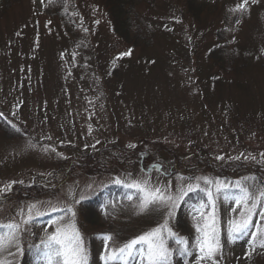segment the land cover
I'll return each mask as SVG.
<instances>
[{"label":"rangeland","instance_id":"374dc122","mask_svg":"<svg viewBox=\"0 0 264 264\" xmlns=\"http://www.w3.org/2000/svg\"><path fill=\"white\" fill-rule=\"evenodd\" d=\"M136 2L152 30L147 47L117 36L99 0H16L0 16V122L11 126L5 132L0 125V224L19 225L0 264H43L36 246L58 218H72L69 208L88 264H104L105 235L111 252L165 223L175 234L164 233L171 264H196L194 225L199 211H212L206 190L215 195L221 232L217 264H264V247L250 243L255 225H264V203L248 234L227 237L229 221L239 217L231 199L237 182L264 190V0H248L244 10H236L244 0H197V18L187 0ZM221 36L222 65L211 57ZM142 141L167 169L172 154L182 166L161 174L138 159L141 168L133 150ZM203 177L226 185L229 200L215 183L196 179ZM144 180L169 195L199 188L174 209L141 212L144 194L125 185ZM34 185L42 194L30 197L26 187ZM82 203L98 206V224L84 220ZM178 238L190 255H181ZM127 264H141L139 256Z\"/></svg>","mask_w":264,"mask_h":264},{"label":"snow or ice","instance_id":"6c2138e0","mask_svg":"<svg viewBox=\"0 0 264 264\" xmlns=\"http://www.w3.org/2000/svg\"><path fill=\"white\" fill-rule=\"evenodd\" d=\"M248 0H244V3L237 6L236 10H244ZM127 55V53L122 54ZM31 147H35L31 145ZM129 147H132L129 145ZM222 159V157H221ZM254 159V157H253ZM203 180L205 184L215 183V193L223 194L225 201L229 200L227 186L219 181L213 182L208 178H196ZM115 183L120 184L121 181L117 179ZM126 187L136 188L142 192L143 199L139 205L141 212L147 210L150 206L159 205L165 208L174 209L177 203L188 195L189 192L197 190L199 185L195 187L191 184L187 187H178L175 195L165 194V190L160 188H151L148 186V181H132L130 184H126ZM237 188L239 192L237 195L232 196L231 199L240 209L238 219L230 220L227 229V237L229 242H235L243 235L248 234V230L253 227V216L256 215V209L258 205L264 203V190H258L253 193L248 187L242 186L237 182ZM208 196V207L212 209L211 212L199 211V221L194 225L197 232L196 247L199 249L200 255L196 257V264H201L204 260L212 261V264H217L215 256L221 251V232L218 226V216L216 215L215 208V195L211 190H206ZM79 203L80 201H76ZM50 203V202H49ZM36 205L29 207V220L31 219V211ZM201 209L205 208V205L200 206ZM52 211H60L55 205H51ZM235 211V209H233ZM68 212L72 214L67 222H63V218L56 220L55 231L47 237L46 240L41 241V245H37V251L41 255L43 264H88L89 254L84 245L83 238L75 225L74 216L75 213L71 208ZM44 213H38L43 215ZM171 213L169 212V215ZM262 220H264V209L259 213ZM27 223V221H25ZM0 228H4L7 231L4 234H0V250H3L6 246L15 241L16 232L19 230V225L15 223H9L7 225L0 224ZM256 230L251 233L250 243L254 244L257 241L260 242V246L264 247V225L256 224ZM174 236L175 234L167 227V223L158 226L157 228L140 235L139 237L132 239L117 249L107 252V242L112 239L110 235H105L103 240L105 242L106 254L101 256L104 264H127L130 258H133L134 254L138 255L141 264H171L172 251L167 246L164 233ZM177 243L184 245L181 249V255H190L188 251V241L184 238H178ZM139 246V248H137Z\"/></svg>","mask_w":264,"mask_h":264},{"label":"trees","instance_id":"16d2710c","mask_svg":"<svg viewBox=\"0 0 264 264\" xmlns=\"http://www.w3.org/2000/svg\"><path fill=\"white\" fill-rule=\"evenodd\" d=\"M16 0H0V16L10 8L11 4ZM105 9L106 15L110 21L112 29L114 33L119 36L124 42L131 44L134 47L137 46H144L147 47L151 45L152 42V30L150 26L146 23L143 16H141L137 11V2L136 0H99ZM197 0H187V5L191 14L197 18L199 13L203 9V4L197 6ZM220 40L219 43L215 47L211 53V57L214 60H218V63L222 65L223 53L222 51L225 49V45L223 42V37H218ZM225 40V38H224ZM231 60H235L237 57L235 53L228 54ZM1 129L7 132L8 126L6 123L0 122ZM6 126V127H5ZM23 134V131H21ZM148 141H142L138 146L135 147L133 150V156L137 157V164L139 162H147L149 161L151 166L150 168L146 169L147 171H151L153 168L157 169L159 173L165 174L167 171L170 174H175L181 165V160L174 154H172V163L169 165L167 169L166 166L162 163L161 159H158L156 154H150L147 150V146H149ZM126 152V150H125ZM138 159L141 161L138 162ZM139 163V164H141ZM182 166V165H181ZM141 168L143 165L141 164ZM176 168V169H175ZM145 170V169H144ZM26 191L28 196L35 197L40 196L42 194V190L37 186L26 187ZM128 190H123V193H127ZM125 196V195H124ZM189 200V197H186L183 202L181 203L177 217H176V224L179 226H183L182 219L180 217L181 213L183 212L185 203ZM82 208H84V220L87 223L98 224L99 219L96 214L98 211V206L93 204L91 206H86L82 203ZM88 212V213H87Z\"/></svg>","mask_w":264,"mask_h":264}]
</instances>
